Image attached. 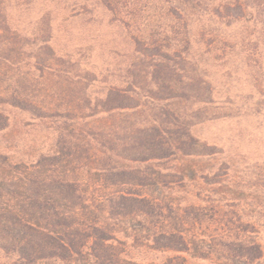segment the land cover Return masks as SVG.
I'll return each instance as SVG.
<instances>
[{"label":"trees","instance_id":"1","mask_svg":"<svg viewBox=\"0 0 264 264\" xmlns=\"http://www.w3.org/2000/svg\"><path fill=\"white\" fill-rule=\"evenodd\" d=\"M105 21L117 31L99 66ZM237 26L264 42V0H0V264L262 259L257 244L211 250L186 232L200 205L182 214L162 194L191 164L160 181L146 166L218 153L195 128L211 119L209 70L234 55ZM54 28L74 52L55 50ZM146 251L162 259L138 260Z\"/></svg>","mask_w":264,"mask_h":264},{"label":"rangeland","instance_id":"2","mask_svg":"<svg viewBox=\"0 0 264 264\" xmlns=\"http://www.w3.org/2000/svg\"><path fill=\"white\" fill-rule=\"evenodd\" d=\"M106 24L103 22L99 30L104 41H99L93 50V59L99 66L107 62L108 53L101 45L117 31ZM245 30L237 26L228 32L237 45L235 53L222 67L209 70L215 104L211 119L195 128L197 136L218 153L210 158L196 157L193 163L188 162L191 159L178 158L146 166L160 181V173H174L176 165L191 164V179L181 183L177 175L170 177L176 182L170 184L174 189L170 196L167 190L162 194L175 202L180 213L189 204L200 205L202 211L198 216L191 215L194 219L187 221L186 232L212 240L211 250L233 240L257 244L263 257L254 264H264V42L254 36L246 38ZM252 31L251 27L249 32ZM52 33L59 54L75 51L63 32L54 28ZM248 44L256 54L252 58L244 50ZM157 188L160 199V184ZM137 257L156 262L162 259L160 253L151 251Z\"/></svg>","mask_w":264,"mask_h":264}]
</instances>
